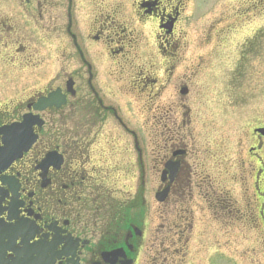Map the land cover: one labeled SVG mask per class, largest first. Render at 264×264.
<instances>
[{"label":"flooded vegetation","instance_id":"1","mask_svg":"<svg viewBox=\"0 0 264 264\" xmlns=\"http://www.w3.org/2000/svg\"><path fill=\"white\" fill-rule=\"evenodd\" d=\"M204 1L36 0L48 15L51 5L67 8L66 17L41 19L38 49L41 72L52 70L40 93L59 90L64 103L35 112L29 97L0 111V124L23 113L42 121L33 146L0 172V264L170 262L174 236L190 226L173 213L185 196L184 166L179 159L156 235L157 207L141 185L155 184L173 158L157 156L156 130L142 135L134 109L144 97L156 111L158 90L187 68L189 21L205 16ZM218 1L229 8L213 17L211 37L243 33L264 16V0Z\"/></svg>","mask_w":264,"mask_h":264},{"label":"rangeland","instance_id":"2","mask_svg":"<svg viewBox=\"0 0 264 264\" xmlns=\"http://www.w3.org/2000/svg\"><path fill=\"white\" fill-rule=\"evenodd\" d=\"M31 1L0 0V109L42 91L52 71L41 72L39 65L41 19L47 25L54 13L66 17L67 8L63 1L51 5L48 15ZM204 3L216 12L189 21L187 68L176 69L158 92L156 111L140 98L135 124L146 138L156 130L158 154H164L168 139H180L173 151H187L183 161L192 178L183 206L193 225L185 236L188 243L184 238L173 249L172 264H264V222L257 217L261 201L252 197L257 165L248 152L259 143L252 130L264 127V16L250 21L243 33L211 37L205 28L229 5ZM181 87L188 95H179ZM262 147L264 159V139ZM262 179L264 190V173ZM158 184L159 179L154 184L146 178L145 199ZM156 207L157 235L163 208Z\"/></svg>","mask_w":264,"mask_h":264},{"label":"water","instance_id":"3","mask_svg":"<svg viewBox=\"0 0 264 264\" xmlns=\"http://www.w3.org/2000/svg\"><path fill=\"white\" fill-rule=\"evenodd\" d=\"M185 93H186V90L183 89V90L181 91V94L184 95ZM256 132L259 133L260 135L264 136V129L256 130ZM172 169H173V171H172V176H173V175H174V171H175V166L172 167Z\"/></svg>","mask_w":264,"mask_h":264},{"label":"bare ground","instance_id":"4","mask_svg":"<svg viewBox=\"0 0 264 264\" xmlns=\"http://www.w3.org/2000/svg\"><path fill=\"white\" fill-rule=\"evenodd\" d=\"M32 146H33V145H32ZM32 146H31V147H32Z\"/></svg>","mask_w":264,"mask_h":264}]
</instances>
